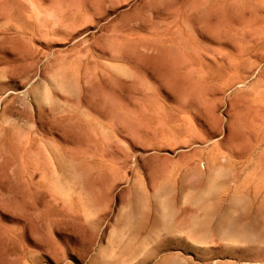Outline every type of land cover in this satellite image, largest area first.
<instances>
[{
	"label": "rangeland",
	"instance_id": "obj_1",
	"mask_svg": "<svg viewBox=\"0 0 264 264\" xmlns=\"http://www.w3.org/2000/svg\"><path fill=\"white\" fill-rule=\"evenodd\" d=\"M0 264H264V0H0Z\"/></svg>",
	"mask_w": 264,
	"mask_h": 264
}]
</instances>
